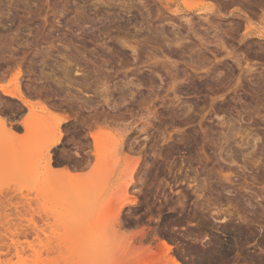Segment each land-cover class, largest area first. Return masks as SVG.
<instances>
[{
    "label": "rangeland",
    "instance_id": "rangeland-1",
    "mask_svg": "<svg viewBox=\"0 0 264 264\" xmlns=\"http://www.w3.org/2000/svg\"><path fill=\"white\" fill-rule=\"evenodd\" d=\"M155 1L0 0V87L18 84L31 104L29 111L0 91V123L14 130L7 139L0 124V255L8 264H162L146 251L160 239L180 264H207L188 249L228 244V226L249 224L258 234L248 245L242 240L243 249L259 256L241 262L234 250L225 261L256 264L264 256L257 250L264 240V41L238 38L245 16L252 27L260 24L258 11L248 10L256 0H188L192 11L178 8L167 22ZM226 51L253 72L238 80ZM173 76L180 81L171 90ZM47 104L50 117H30ZM145 107L156 114L145 116ZM63 117L64 137L48 150V128ZM27 118L28 134L45 124L38 141L21 128ZM88 132L122 137L123 155L104 186L91 176L94 159L86 168L75 156L92 154ZM127 149L125 162L137 161L135 186L123 173ZM225 175L234 184L228 194L220 190ZM124 187L136 204L121 198Z\"/></svg>",
    "mask_w": 264,
    "mask_h": 264
},
{
    "label": "bare ground",
    "instance_id": "bare-ground-1",
    "mask_svg": "<svg viewBox=\"0 0 264 264\" xmlns=\"http://www.w3.org/2000/svg\"><path fill=\"white\" fill-rule=\"evenodd\" d=\"M153 1V0H152ZM155 1V0H154ZM213 1V0H212ZM229 1V0H228ZM239 1V0H238ZM159 3V6H158V8H157V12H160V13H157V15L158 14H160V19H162V21L163 22H167V21H174L175 20V18H172L171 17V15L173 14V15H175L174 13H178V8H181V7H183V8H185V10H191L192 11V9H193V7L190 5V3H189V1L187 0H157V1H155V3ZM229 4L231 3V2H228ZM244 3H246V2H244ZM251 3V2H250ZM218 4H221V3H217V5ZM229 4H228V6H229ZM232 4H234V3H232ZM239 4V3H238ZM237 4V5H238ZM224 5V4H223ZM226 5V4H225ZM240 5V4H239ZM200 6V5H199ZM199 6H197V7H199ZM227 6V7H228ZM231 6V5H230ZM247 6H248V4H247ZM246 6V7H247ZM173 7H174V9H173ZM211 7V6H210ZM215 7V6H214ZM217 7H220V5L219 6H217ZM216 7V9L217 10H219L220 9V11L222 10L221 8H217ZM244 7V6H243ZM246 7H244V8H246ZM250 7V8H249ZM249 9L248 8H246V9H248V10H250V9H252V11H254V12H256V11H258V13H259V15L257 14V15H254V16H259L258 18H259V26H256L255 28L254 27H252L251 26V23H250V21H249V19L248 18H246V16L244 17L245 18V20H243L244 22H245V25H243V29H244V31H243V33L242 34H240L239 35V42H245V44L246 43H248V45H250L251 43V41H249V40H247L246 38L247 37H250V36H252V35H256V37H257V39H260L261 41H264V0H256V1H254L251 5H249ZM176 8V9H175ZM196 8V7H195ZM202 8V7H201ZM204 8V10H207L208 8H206L205 6L203 7ZM206 8V9H205ZM225 7H223V9H224ZM198 9V8H197ZM213 9V8H212ZM212 9H208L209 11L211 10L212 11V13H220L219 11H217V10H215V11H213ZM160 10H162V11H160ZM182 10V9H181ZM181 10H179V11H181ZM184 10V9H183ZM208 11V12H209ZM196 12H197V10H196ZM207 12V13H208ZM239 12V11H238ZM250 12V11H249ZM165 13H168L169 15H170V13H171V15L170 16H165ZM184 13H186V12H184ZM202 13H204V11H202ZM205 13H206V11H205ZM212 13H210V15L212 14ZM234 13V12H233ZM251 13V12H250ZM183 14V13H182ZM218 14H212V15H215L214 17H216V15H218ZM221 14V13H220ZM232 14V13H231ZM167 15V14H166ZM204 15H206V14H204ZM211 15V16H212ZM247 15V14H246ZM207 16V15H206ZM206 16H205V18H206ZM253 16V15H252ZM185 18L184 16H179L178 18L180 19V18ZM188 17V16H187ZM186 17V18H187ZM218 17V16H217ZM236 17V16H235ZM251 17V16H250ZM203 18V17H202ZM237 18V17H236ZM159 19V18H158ZM218 19V18H217ZM242 19V18H241ZM161 20H159V22H160ZM231 22H232V25H234V22H233V19L231 20ZM235 24H238L237 23V21H235ZM240 25V24H239ZM238 25V26H239ZM236 27V26H235ZM252 27V28H251ZM259 27V28H258ZM237 28V27H236ZM238 28H240V27H238ZM237 28V29H238ZM241 33V32H240ZM246 39V40H245ZM259 40V42H257V47L261 50L262 49V46H263V43L261 42ZM175 41H176V39H175ZM178 41V40H177ZM176 41V42H177ZM250 43V44H249ZM174 44V43H173ZM176 44V43H175ZM256 44V43H255ZM247 45V46H248ZM201 46V45H200ZM194 47H196L195 45H194ZM202 47V46H201ZM249 47V46H248ZM264 47V46H263ZM200 48V47H199ZM224 48V47H223ZM192 50V49H191ZM201 50V49H200ZM262 50H264V49H262ZM199 51V50H198ZM205 51V50H204ZM191 52V51H190ZM193 52H195V50L193 51ZM201 52V51H200ZM200 52H198L199 54H200ZM192 53V52H191ZM233 53H234V51H233ZM233 53H231V52H225V56H231L230 57V59L231 60H233V62L235 63V65H236V68H238V80H240V79H242V78H245L246 77V75L247 74H250V73H252L253 72V68H254V66L253 65H249V64H246V61H245V63L243 64H241L240 63V60H239V58L240 57H237V55H234ZM198 54V55H199ZM202 54V53H201ZM193 55H194V53H193ZM192 55V56H193ZM223 55V56H224ZM162 56V55H161ZM196 56V55H195ZM239 56V55H238ZM189 57V56H188ZM201 57V56H200ZM192 59H194V58H192ZM200 59V58H199ZM154 60H157L156 58H154ZM161 60V59H160ZM162 60L164 61V63H167V61H168V58H166V57H164V56H162ZM202 60V59H201ZM161 62V61H160ZM199 62H200V60H199ZM202 62V61H201ZM206 62V61H205ZM163 63V62H162ZM170 65L172 64L171 62H168ZM196 63H197V61H196ZM193 65H194V63H193ZM192 65V66H193ZM66 66H68V65H66ZM153 66V65H152ZM175 65H173V67H174ZM201 66V65H200ZM244 66V67H243ZM196 68H197V65L195 66ZM165 68V67H164ZM192 67H190V69H191ZM199 69V68H198ZM215 69V68H214ZM197 70V69H196ZM186 71V70H185ZM211 72V71H210ZM63 73V75L64 76H67L68 74H69V71L67 70V69H64V71L62 72ZM178 76V75H177ZM177 76H173L174 78V80L172 81V83L170 84V87H168V88H170L171 90L173 89V87H174V85L176 84V86L179 84V82L178 81H180V78L179 77H177ZM181 76V75H180ZM172 78V77H171ZM170 78V79H171ZM187 78H188V76H187ZM179 79V80H178ZM181 79H183V78H181ZM176 82H178V84L176 83ZM182 82V81H181ZM176 88V87H175ZM28 90H30V88L28 89ZM31 90H33V89H31ZM170 90V91H171ZM0 91H2V93L5 95V96H7V97H9V98H11V99H14V100H17L18 102H20L25 108H27L29 111H30V107H31V104L29 103V101L27 100V99H25V97H24V95H23V93H22V91H21V89H20V87H19V85L18 84H16V86H15V88H14V90H12V91H7V90H5L4 88H2V87H0ZM176 90H174V91H171L172 93V96H173V98H176L177 96H175L176 94V92H175ZM29 92V91H28ZM170 101V100H169ZM172 101V100H171ZM45 103V102H44ZM172 103V102H171ZM36 105H38V104H36ZM45 106V107H44ZM43 107H42V112L40 113V114H38V113H35V115L34 114H31L30 115V117L31 118H35V119H39V121H44V120H46L48 117H50V115H49V111L48 110H50V105L48 106V104H47V106L46 105H44ZM53 107H55L54 105L52 106V108ZM40 110H41V107H40ZM144 113H142V114H144L145 116H154L156 113L153 111V109H150V108H144ZM219 114V113H218ZM216 115V114H215ZM35 116V117H34ZM94 116V115H93ZM217 116V115H216ZM5 118V117H4ZM77 118V117H76ZM90 118V117H89ZM102 118V117H101ZM109 118V117H108ZM217 118H218V116H217ZM1 119H3V118H1ZM66 119H68V118H60V119H58V120H56V123H55V125H54V127L53 128H48V130H49V132L51 133V134H53L54 136V139H53V141L51 142V144H49L48 145V147H47V149L48 148H50V147H54V146H56V145H58L59 144V142L62 140V137H64V135H62V133H61V128L62 127H65V124H66V122H67V120ZM78 119V118H77ZM91 119V118H90ZM88 120V121H91V120ZM95 119V118H94ZM153 119V118H152ZM6 120V119H5ZM5 120L3 119V121L0 123L1 125H2V127H4V128H6V126H7V131H8V133L7 134H5V132H4V134H5V136H6V138L7 139H11V136L13 135V132H14V130H13V124L12 123H9V122H5ZM80 120V119H79ZM100 120V119H99ZM105 120V119H104ZM98 121V120H97ZM79 122V121H78ZM96 122V121H95ZM94 123V122H93ZM92 123V124H93ZM221 124V122H218V124ZM75 124H77V123H75ZM79 124V123H78ZM83 124V123H82ZM87 124H90V123H87L86 122V124L84 123V126L83 127H85V125H87ZM91 124V125H92ZM219 124V125H220ZM91 125H88L86 128H87V130L89 131L90 130V128L93 126H91ZM222 125V124H221ZM45 126V124H40V126H38V128L35 130V132H33L32 134H28L29 133V131H28V129H29V121H28V118L26 119V120H24L22 123H21V128L26 132V135L28 134V138L30 139V140H34V141H38V139H41L40 138V130H41V128L40 127H44ZM74 126V125H73ZM79 126V125H78ZM81 126V125H80ZM16 129V128H15ZM75 129V128H74ZM3 134V135H4ZM88 134V136H89V139L91 140V142H92V154L91 155H89V151H91L90 149L88 150V152L87 153H84V151H83V153H84V155L82 156V155H80V156H82V157H80L79 156V150H77L76 152H75V156H77V158L78 159H80L79 160V166H81V165H84V166H86V168L88 167V165L89 164H91L90 162H91V158H93L94 159V161H95V168L93 167V165H92V167L95 169V170H93V168H92V171L91 172H93L92 174H91V172H90V174H91V176H93V174H94V176H96L97 177V182H99V183H101V184H103V186H104V183L105 182H107V180H108V182H109V179L108 178H110L109 176L110 175H112V174H115V173H113V167H114V165H116L117 164V158H119L118 156H120V155H123L122 153L120 154L119 152L120 151H122L123 149H121V147H123L122 145H123V143H122V139L120 140V138H119V136L117 135V136H111V135H108V136H106L105 134H104V136L105 137H103L101 134H98V133H90V132H88L87 133ZM72 136V135H71ZM83 136V135H82ZM121 137V136H120ZM85 138V137H84ZM122 138V137H121ZM247 136L245 137V138H243L242 140H241V142H242V146L243 145H245L246 143H245V140H247ZM85 140H87V139H85ZM71 141H73V140H71ZM243 141H244V143H243ZM88 141H86L85 142V144L83 145L84 146V148L87 150L88 149V147H89V143H87ZM131 146V145H130ZM77 147V146H76ZM139 147V146H138ZM75 148V147H74ZM83 148V147H82ZM83 148V149H84ZM126 149V148H125ZM129 150H130V148H128ZM127 149V150H128ZM49 150V149H48ZM125 151L126 153H124V156H123V158L121 159L122 160V163H123V161H124V164H122V167L123 168H125V169H123V173H124V170L125 171H127V172H125L126 174L125 175H127V174H129V175H127V177H129V180H131L130 178H132V177H134V175H135V171H137V169L135 170V168H138V167H136L137 165H136V163H137V161L135 162H132V164H130L131 162V157H126L125 155L127 154V155H129L128 153L131 151ZM133 150V149H132ZM47 151V150H46ZM80 151H82V150H80ZM124 151V150H123ZM134 151V150H133ZM132 151V152H133ZM141 151V150H140ZM120 154V155H119ZM131 154V153H130ZM133 154V153H132ZM48 155V154H47ZM46 155V157H48V158H46V165L47 166H50V160H49V156H47ZM89 155V156H88ZM127 158V159H129L128 161H126V162H128L127 164H126V162H125V160L126 159H124V158ZM77 159V160H78ZM120 160V159H119ZM232 161V160H231ZM259 161V160H258ZM258 161H251L252 163H253V166L254 167H257L256 169H258V166H257V163H258ZM121 161H119V163H120ZM81 163V164H80ZM142 163V162H141ZM260 163V162H259ZM126 164V165H125ZM128 164H130L129 166H128ZM264 164V163H263ZM120 165H121V163H120ZM140 165V164H139ZM252 165V164H251ZM46 166V167H47ZM52 166V165H51ZM77 167H79L78 165H76ZM89 166H91V165H89ZM127 167H129V168H127ZM253 167V168H254ZM81 168V167H80ZM83 168V167H82ZM85 168V167H84ZM118 169H119V167H118ZM96 170H99L98 172H96ZM112 171V172H111ZM62 173V170L61 171H59V173ZM67 172V171H66ZM94 172H96V173H94ZM103 173V174H102ZM111 173V174H110ZM97 174V175H96ZM108 174H110V175H108ZM136 174H137V172H136ZM64 175V174H63ZM108 175V176H107ZM133 175V176H132ZM101 176H103V177H101ZM132 176V177H131ZM104 177H105V179H104ZM113 177V176H112ZM222 178V177H221ZM235 178V177H234ZM111 179V178H110ZM124 179H126V178H124ZM220 179V178H219ZM233 179V178H232ZM134 180V179H133ZM104 181V182H103ZM205 181H206V179H205ZM219 181V180H218ZM129 182H131L133 185L134 184H136V182L135 183H133L132 182V180L131 181H129ZM196 182V180L193 178L192 179V183H195ZM231 182H232V180H231V177H230V175L229 176H226L225 175V177L223 176V178H222V183H220V190L223 192V193H225L226 192V194H228V193H230V188L229 187H231V185H234V184H231ZM90 183V182H89ZM192 183H190V184H192ZM219 183V182H218ZM96 184V183H95ZM130 184V183H129ZM131 184V185H132ZM231 184V185H230ZM107 185V184H106ZM128 185V184H127ZM130 185V186H131ZM196 185V184H195ZM248 185V184H247ZM250 185V184H249ZM90 186V184H88V187ZM126 186V185H125ZM135 186V185H134ZM246 186V185H245ZM204 187H205V185H204ZM247 187V186H246ZM91 188H92V186H90L89 187V189L91 190ZM126 188L127 187H124V191H123V194H124V196L122 195V197L121 198H123V197H128V199H125L124 198V200L122 199V202L124 201L125 203H127L128 202V200H129V203H127V204H136L137 203V200H136V197L135 196H133V197H135V198H133L131 195V197L128 195L129 194V192L126 190ZM196 189V188H195ZM205 189V188H204ZM197 190V189H196ZM126 191L128 192V194L126 193ZM196 192V191H195ZM128 195V196H127ZM231 197H233V196H231ZM129 198H132L131 200L129 199ZM197 198H199V197H197ZM127 200V201H126ZM248 202V201H247ZM245 202V203H243L244 205H243V207L244 206H246V205H250V202ZM262 207H263V205H262ZM246 208H248V206L246 207ZM120 213V212H119ZM119 213H118V215H119ZM117 215V216H118ZM117 218V217H116ZM244 218H245V216H244ZM244 218H243V222H244ZM264 218V217H263ZM242 219V218H241ZM117 220H119L118 218L117 219H114V221H116L115 223L117 224V225H119L118 223H119V221H117ZM242 221V220H241ZM247 221V220H246ZM247 223V222H246ZM246 223H244V224H246ZM251 223V222H250ZM249 223H247V225H248ZM250 225V224H249ZM249 225H248V227H246V225H243V226H245V227H243V228H238V229H233V227H232V229H230L229 228V226H228V231H230V232H233L231 235L233 236H231L232 237V240H230V244L228 243V244H221V243H219L220 242V240H219V242L218 241H216L215 242V244H211L212 246H210V245H208V247L207 248H205V250L203 251H201L199 248H198V246L197 245H194V246H192V248L191 247H189V248H191V250L190 249H188L189 251H191V252H193L194 253V255H195V257L196 258H198L197 260H196V262L198 263V260L199 259H206V261L207 260H210L209 262H207V264L209 263H211V264H223L224 263V261H225V259H230V257L229 256H233V255H231L232 254V252L235 250L236 252H239L238 253V255L236 256V257H239V259L241 260V262H243L242 260H244V261H247L246 259H248L249 257L251 258V256H253V258L255 257V256H257L258 255V253L256 254L255 252V256L254 255H252V253H251V256L248 254V253H246V252H248V251H245L244 252V250L245 249H243L244 248V244H246L247 243V245H248V241L254 236V237H256L255 236V234H254V231H255V229L254 230H252L253 228V226L251 227V229H248V228H250L249 227ZM258 228V227H257ZM259 230V229H258ZM228 231H225V234H227V233H229ZM260 231V230H259ZM256 232V231H255ZM262 232V231H261ZM264 232V231H263ZM224 233V232H223ZM256 234H258L257 232H256ZM259 234H261L260 232H259ZM262 237V236H261ZM259 238H260V235H259ZM216 240H218V239H216ZM242 240H243V243H242ZM258 241H260V239H257ZM232 241V242H231ZM254 241V240H253ZM257 241V242H258ZM194 242V241H193ZM262 242L263 243H261V248L260 249H257V250H259L260 252L259 253H262L263 255H264V240H262ZM198 243V242H197ZM222 243H224V242H222ZM244 246H243V245ZM253 244V243H252ZM259 244V246H260V243H258ZM158 245V246H157ZM156 245V247H155V251L153 252L152 250H150V249H148V250H146V251H148V252H150L151 253V256H149V258H151V259H153V260H155V261H160V262H162V264H180V262L177 260V258H176V256H174L173 255V246L172 245H170L168 242H166L164 239H160L159 240V243ZM205 246V245H204ZM243 246V247H242ZM206 247V246H205ZM248 247V246H247ZM253 247V246H252ZM251 247V248H252ZM255 247H258L257 245H255ZM247 249V248H246ZM234 251V252H235ZM250 251V250H249ZM190 253V252H189ZM193 253L191 254V255H193ZM246 253V254H245ZM2 254V253H1ZM234 254V253H233ZM139 255H143V254H139ZM2 256H4V255H2ZM2 256L0 255V264H8L9 263V261L8 260H6V259H3L2 258ZM235 256V255H234ZM259 256V255H258ZM262 256V255H261ZM139 257V259L142 257V256H138ZM252 258V259H253ZM8 259V258H7ZM135 259H138L137 257L135 258ZM194 259V258H193ZM229 259L227 260V261H229ZM232 259H233V257H232ZM235 259V258H234ZM238 259V258H237ZM236 259V262L239 264V259L237 260ZM252 259H250V260H252ZM256 260L257 259H259L258 260V262H259V264H260V259H262L263 261H264V256H262L261 258L260 257H258V258H255ZM224 260V261H223ZM255 260V261H256ZM239 261V262H238ZM249 261V260H248ZM252 261H254V260H252ZM263 261H261V262H263ZM201 262H202V260H201ZM231 262V261H230ZM232 262H234V260L232 261ZM258 262L256 263V264H258ZM225 263H227L228 264V262H226L225 261ZM246 263V262H245ZM181 264H183V263H181ZM186 264V263H185ZM190 264V263H189ZM200 264V263H199ZM246 264H248V263H246ZM249 264H254V262L252 263H249Z\"/></svg>",
    "mask_w": 264,
    "mask_h": 264
},
{
    "label": "flooded vegetation",
    "instance_id": "flooded-vegetation-1",
    "mask_svg": "<svg viewBox=\"0 0 264 264\" xmlns=\"http://www.w3.org/2000/svg\"><path fill=\"white\" fill-rule=\"evenodd\" d=\"M259 260V259H258ZM261 261H263L262 259H260V264H264V261L263 262H261ZM258 262V261H257ZM256 262V263H257ZM258 264H259V262H258Z\"/></svg>",
    "mask_w": 264,
    "mask_h": 264
}]
</instances>
